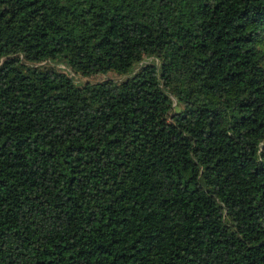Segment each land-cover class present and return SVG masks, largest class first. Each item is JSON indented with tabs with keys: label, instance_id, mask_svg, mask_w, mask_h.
Returning a JSON list of instances; mask_svg holds the SVG:
<instances>
[{
	"label": "trees",
	"instance_id": "obj_1",
	"mask_svg": "<svg viewBox=\"0 0 264 264\" xmlns=\"http://www.w3.org/2000/svg\"><path fill=\"white\" fill-rule=\"evenodd\" d=\"M0 264H264V0H0Z\"/></svg>",
	"mask_w": 264,
	"mask_h": 264
},
{
	"label": "rangeland",
	"instance_id": "obj_2",
	"mask_svg": "<svg viewBox=\"0 0 264 264\" xmlns=\"http://www.w3.org/2000/svg\"><path fill=\"white\" fill-rule=\"evenodd\" d=\"M42 64H49V65H54V66H57V67H61V66H64L63 63H60V62H53V61H44L42 62ZM70 75H72L75 80L77 82H80V83H83V82H86V81H90V82H94V81H99V80H103V79H106V78H112L114 80H120L122 79L125 74H120V73H117L115 71H108V72H97V73H92L90 75H82L80 73H74L73 71H69Z\"/></svg>",
	"mask_w": 264,
	"mask_h": 264
}]
</instances>
